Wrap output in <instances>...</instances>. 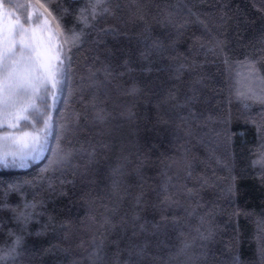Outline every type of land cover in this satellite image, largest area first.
<instances>
[{
	"label": "trees",
	"instance_id": "trees-1",
	"mask_svg": "<svg viewBox=\"0 0 264 264\" xmlns=\"http://www.w3.org/2000/svg\"><path fill=\"white\" fill-rule=\"evenodd\" d=\"M4 5L78 35L45 151L0 168L4 264H264V0Z\"/></svg>",
	"mask_w": 264,
	"mask_h": 264
},
{
	"label": "snow or ice",
	"instance_id": "snow-or-ice-1",
	"mask_svg": "<svg viewBox=\"0 0 264 264\" xmlns=\"http://www.w3.org/2000/svg\"><path fill=\"white\" fill-rule=\"evenodd\" d=\"M104 2L95 0L93 15L95 6ZM4 8V0H0V9ZM4 14L9 22L0 28V129L14 131H0V168L24 169L45 151L51 131V105L48 101L57 99L64 79L65 62L70 59L67 52L78 35L73 33L70 38L59 30L58 23L53 24L47 18L42 24L37 22L33 26L28 16L22 21L14 13L5 11ZM87 19L81 15V23L87 24ZM238 97L251 98L243 91H238ZM259 99L264 103V97ZM260 160L264 161V154ZM34 208L35 205H26L17 213L16 219L27 223L31 218L29 209ZM15 243H20L19 237ZM14 252L15 246L0 254V264H4Z\"/></svg>",
	"mask_w": 264,
	"mask_h": 264
},
{
	"label": "rangeland",
	"instance_id": "rangeland-1",
	"mask_svg": "<svg viewBox=\"0 0 264 264\" xmlns=\"http://www.w3.org/2000/svg\"><path fill=\"white\" fill-rule=\"evenodd\" d=\"M5 11H6L5 9H0V28L6 27L8 25V22H9L7 19V16L4 14ZM40 23L42 24L43 21H41ZM4 130L14 131L11 129H0V131H4Z\"/></svg>",
	"mask_w": 264,
	"mask_h": 264
}]
</instances>
